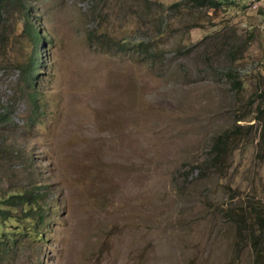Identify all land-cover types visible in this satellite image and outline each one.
Listing matches in <instances>:
<instances>
[{
    "label": "rangeland",
    "instance_id": "rangeland-1",
    "mask_svg": "<svg viewBox=\"0 0 264 264\" xmlns=\"http://www.w3.org/2000/svg\"><path fill=\"white\" fill-rule=\"evenodd\" d=\"M31 4L42 45L10 17L0 59V205L35 201L0 218V239H14L0 264H254L264 0ZM224 130L233 147L212 167Z\"/></svg>",
    "mask_w": 264,
    "mask_h": 264
},
{
    "label": "trees",
    "instance_id": "trees-1",
    "mask_svg": "<svg viewBox=\"0 0 264 264\" xmlns=\"http://www.w3.org/2000/svg\"><path fill=\"white\" fill-rule=\"evenodd\" d=\"M192 7H208V8H218L222 4V0H187ZM31 0H0V59L5 57V51H3L4 46L7 44L6 39L9 33H13L15 26L8 22L9 18L12 17V21L17 22L16 19L21 21V31L24 35L29 37L33 44V50L37 53L38 48L42 45L44 41V33L35 23L34 17L32 16ZM178 2H174L172 6H178ZM17 13V16L13 14ZM124 40H117L114 45L118 49L126 46L123 43ZM139 45H143V42H140ZM143 49L146 50L144 47ZM37 57V56H36ZM34 56H31L28 61L24 62L22 65V76L25 78L28 83L34 84V76L40 72V66L38 59L33 62ZM264 103V100H263ZM7 119V116L4 113H0V120ZM264 130V128H263ZM236 135L231 133L229 130H224L219 133L212 142L211 153L212 159L210 157V166H216L219 164V161L224 159L227 156V152L230 151V145L233 147L234 137ZM232 143V144H231ZM34 199L26 195V193H14L8 196L3 200V205H0V218L9 217L10 209L8 206L18 204L23 205L26 217L31 213L32 204ZM7 206V207H4ZM260 225L258 226V235L261 237L258 245L253 244L254 248L256 247V258L254 259V264H264V244H260L264 239V225H262V219L259 215ZM41 214L39 213L38 218L41 219ZM2 230V225L0 223V235L4 234ZM14 239L10 243H7L6 240L2 241L0 239V252L8 253L10 247L13 245ZM5 245L1 247V244ZM256 245V246H255Z\"/></svg>",
    "mask_w": 264,
    "mask_h": 264
}]
</instances>
